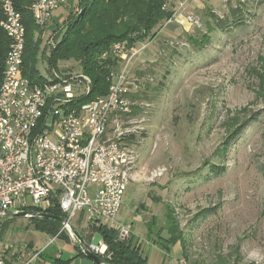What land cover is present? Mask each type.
<instances>
[{
    "label": "rangeland",
    "instance_id": "obj_1",
    "mask_svg": "<svg viewBox=\"0 0 264 264\" xmlns=\"http://www.w3.org/2000/svg\"><path fill=\"white\" fill-rule=\"evenodd\" d=\"M78 3L72 0L57 9L43 28L35 24V41H42L36 68L48 82L54 72L82 73L74 60L58 61L55 68L48 61L70 13H79ZM236 7L243 12H228ZM187 15L199 26H164L166 17L145 40L147 51L132 64L131 77L143 82L137 104L146 112L145 133L117 220L131 226L143 243L147 264L179 259L186 264H264V77L259 76L264 75V0H192L181 12ZM218 23L226 27L219 29ZM207 33L209 42L201 45ZM191 37L197 46L189 43ZM50 38L54 45H47ZM245 121L240 137L224 153V140L236 123ZM164 205L173 209L187 257L180 241L162 250L145 240L152 217L162 237L167 236ZM78 217L71 225L86 244H100L92 228L101 225L86 219L82 225ZM0 231V249L29 242L42 247L53 238L22 217L0 216ZM65 231L68 237L64 232L53 239L49 250L66 255L65 241L77 246Z\"/></svg>",
    "mask_w": 264,
    "mask_h": 264
},
{
    "label": "built area",
    "instance_id": "obj_2",
    "mask_svg": "<svg viewBox=\"0 0 264 264\" xmlns=\"http://www.w3.org/2000/svg\"><path fill=\"white\" fill-rule=\"evenodd\" d=\"M70 1L35 0V24L43 28L52 13ZM190 1L163 0L161 9L171 13L164 26H199L194 17L181 16ZM0 11V27L9 39L0 82V212L46 213L57 206L67 221L62 230L74 242L68 224L77 216L83 217L82 225L86 219L114 230L120 241L128 239L132 227L120 224L117 216L140 156L146 115L135 98L143 82L131 77V67L149 42H119L101 54V59L117 61L107 77L108 91L82 103L91 90V80L83 73L54 72L50 82L23 76L22 15L15 0H0ZM49 44L54 45L52 38ZM87 246L94 255L106 257L102 241ZM6 253L21 264H32L41 255L27 244H11L0 250V264L12 263ZM176 264L186 263L179 259Z\"/></svg>",
    "mask_w": 264,
    "mask_h": 264
},
{
    "label": "trees",
    "instance_id": "obj_3",
    "mask_svg": "<svg viewBox=\"0 0 264 264\" xmlns=\"http://www.w3.org/2000/svg\"><path fill=\"white\" fill-rule=\"evenodd\" d=\"M34 1L15 0V7L22 15L25 26L22 74L29 79L40 77L36 64L42 41L39 43L35 41L34 35L37 28L31 12L28 10ZM162 3L163 0H79V13L75 15L70 13L67 18V22L63 25L64 33L61 40L49 51V64L53 68L61 60H74L79 64L81 72L91 80L90 93L80 99L82 103L105 95L109 88L107 77L111 69L117 67V61L111 57L101 59V54L115 43L127 42L129 46H136L137 43L145 42L148 37H153L155 27L163 19L170 17L161 9ZM228 12L239 14L243 12V8H230ZM208 16L214 18L215 21L218 20L212 13H209ZM1 19L0 11V21ZM243 23V19H239V24ZM217 26L219 29L226 27L224 24ZM207 31L208 33L212 32V28H208ZM208 33L202 35L201 41H198L201 45L209 42ZM188 41L193 46L199 44L192 37L188 38ZM8 43L9 39L0 27V82ZM259 76L264 77L262 74ZM138 96L135 98L138 99ZM257 118L258 116L253 120ZM246 122H238L234 125L222 144L224 153L228 152L230 146L240 137L243 128L247 125ZM154 200L157 202V198ZM46 213L62 217L57 206L48 209ZM164 218L167 236L162 237V228L158 226L156 217H152L146 223L145 240L152 245L159 246L162 250H169L171 244L180 241L182 256L187 257L183 233L179 228L173 209L167 205H164ZM29 220L37 231L53 238L64 236V232L65 236L67 235L58 222L41 218H29ZM92 230L100 236L102 243L106 246V257L103 260L108 264H147L143 243L133 234L128 239L120 241L117 239V233L106 226L94 227ZM77 231L85 241L82 233ZM77 248L80 249L78 244ZM80 255L84 257L81 252Z\"/></svg>",
    "mask_w": 264,
    "mask_h": 264
},
{
    "label": "crops",
    "instance_id": "obj_4",
    "mask_svg": "<svg viewBox=\"0 0 264 264\" xmlns=\"http://www.w3.org/2000/svg\"><path fill=\"white\" fill-rule=\"evenodd\" d=\"M54 12L52 13V15L54 14ZM51 20H52V18H51ZM27 219H29V218H27ZM37 232H39V231H37ZM40 233L41 234H45L43 232H40ZM2 234H3V231H0V237H1ZM45 235H47V234H45ZM133 235H134V233H133ZM53 239L55 240L56 238L50 239L42 247L35 246L33 244V242L27 243V245L29 246L30 250H32V251H41L40 258L37 261H35L34 263H32V264H96L91 259L87 258L85 255H84V257L82 255H80V252L82 253V250L78 249L76 245H73L70 242L68 243L67 241H65V243L67 245V249H68V252H67L66 255H64L62 252H60L58 250H56L55 252L52 251V249L49 250L48 248L51 247L54 244L53 243L54 242ZM2 249L3 248H1L0 250H2ZM6 257L8 259L11 258V260H12L11 264H21L20 262H17L15 260V257L14 258L11 257L10 253H6Z\"/></svg>",
    "mask_w": 264,
    "mask_h": 264
},
{
    "label": "water",
    "instance_id": "obj_5",
    "mask_svg": "<svg viewBox=\"0 0 264 264\" xmlns=\"http://www.w3.org/2000/svg\"><path fill=\"white\" fill-rule=\"evenodd\" d=\"M0 216L3 217H22V218H41V219H48L55 222H58L62 225L66 224L67 221L64 220L62 217L53 216L48 213H38L35 211H27V212H19V213H12V212H0ZM68 227L70 229V232L73 234V236L76 238L77 243L82 250V253L89 259H91L96 264H108L105 262L102 258L94 255L91 253L88 249V246L86 242L82 239V237L79 235L78 231L70 224H68Z\"/></svg>",
    "mask_w": 264,
    "mask_h": 264
},
{
    "label": "bare ground",
    "instance_id": "obj_6",
    "mask_svg": "<svg viewBox=\"0 0 264 264\" xmlns=\"http://www.w3.org/2000/svg\"><path fill=\"white\" fill-rule=\"evenodd\" d=\"M68 229H69V227H68ZM70 230V229H69Z\"/></svg>",
    "mask_w": 264,
    "mask_h": 264
}]
</instances>
